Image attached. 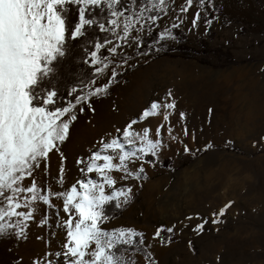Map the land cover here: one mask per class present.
I'll list each match as a JSON object with an SVG mask.
<instances>
[{
  "label": "rangeland",
  "instance_id": "obj_1",
  "mask_svg": "<svg viewBox=\"0 0 264 264\" xmlns=\"http://www.w3.org/2000/svg\"><path fill=\"white\" fill-rule=\"evenodd\" d=\"M185 6L186 0H165L161 10L152 8L151 0H142L140 6L134 3L129 10L119 11L123 13L118 18L120 28L115 35L110 32L113 43L106 47L118 44L121 47H117L116 54L103 53L101 48L95 64L100 71L95 70L94 83L87 89L103 88L110 82L109 87L90 102L78 105L77 119L71 124L86 117L89 123L93 119L92 128L96 127L97 116L106 112L112 116L111 134L92 142L90 147L83 146L73 164L76 170L68 176L66 185L59 187L46 172H40L45 176L36 186L41 195H48L70 192L73 186L79 187L78 181L82 179L99 180L97 173L81 172L82 168L86 169L92 152L102 147L101 142L122 137V131L118 133L117 129L123 130L131 120L137 119L151 102H164L171 90L176 107L167 110L169 119L160 128L157 138L162 140L163 147L158 157H145V161L151 159L153 163L128 162L132 172L143 166L142 175L146 179L124 180L123 172L108 173L116 180L117 189L131 186L133 196L128 203L122 202L120 208L113 202L111 215L105 212L107 218L101 227L108 231L132 228L143 233L139 250L124 252L132 264H264V0H206L204 7L199 6V0H193L191 7L182 12ZM141 13L143 18L139 19ZM197 13L199 19L193 26ZM150 15L156 18L154 22L148 19ZM125 17L139 19V22L133 20V30L126 42L118 39L123 34ZM155 23L158 25L154 26ZM174 23L187 34L190 46L200 50L206 41L210 51L184 53L177 49L180 41L173 31ZM155 29L158 36L167 30L176 38L147 47L145 39ZM137 39L143 42V47L137 46ZM140 52L150 55L141 56ZM113 72L118 73L114 80ZM129 108L136 114L131 115ZM164 111L161 109L157 117L163 118ZM115 116L125 119L120 121ZM157 117L137 124L151 131ZM166 128L171 129L168 141ZM166 159L172 160V167L164 165ZM81 160L83 163H79ZM36 171L38 168L33 171V178ZM32 176L27 179L31 180ZM27 179L23 181L24 187L31 184L26 183ZM150 184L156 185V189H147ZM111 191L112 188L105 186L106 193ZM25 195L30 194H21V201ZM63 200V196L52 195L51 206L43 201L32 204L46 210L56 230H64L69 214L63 210ZM221 209L223 216L213 215ZM213 219L219 222L212 223ZM200 224L204 227L197 231ZM161 226L173 227V232L154 239ZM8 235L0 236L3 259L4 251L7 254L14 251ZM62 240L52 241L50 253L64 251L66 242ZM29 257L14 251L11 264H48L49 261L63 264L64 259L55 255L44 257V254L35 259Z\"/></svg>",
  "mask_w": 264,
  "mask_h": 264
},
{
  "label": "snow or ice",
  "instance_id": "obj_2",
  "mask_svg": "<svg viewBox=\"0 0 264 264\" xmlns=\"http://www.w3.org/2000/svg\"><path fill=\"white\" fill-rule=\"evenodd\" d=\"M205 2L206 0H199V6L204 7ZM118 3L119 0H0V236L9 231L23 235L24 223L31 219L33 211L20 212L18 209L29 208L30 204L37 201L51 206L52 195L58 198L63 196V210L69 214L68 220L64 222L67 240L63 245V252L49 254L55 255L57 259L62 256L63 264H132L124 256V252L138 251L143 244V233L132 228L108 231L101 227L107 218L106 205L115 202V207L120 208L122 202L128 203L133 196L131 186L117 189L116 180L108 173L113 170L123 172L124 180L129 177L146 179L142 175L145 171L143 166L132 172L128 169V162L153 163L151 159L145 161V157H158L163 143L159 138H150V129L144 128L142 133L135 132L132 131L133 126L141 120L160 115L161 109L165 110L163 120L167 121V110H174L176 107L169 90L164 102H151L137 119L131 120L123 130L117 129L118 133L122 131V137L113 138L107 143L101 142L102 147L92 152L86 169H81V172L97 173L99 180L82 179L78 181L79 187L73 186L70 192H49L48 195H41L34 181L28 187L23 186V181L32 176L33 171L40 167L41 161H46L54 150L58 151V144L67 139L70 126L77 119V106L88 103L93 96L107 91L110 84L109 82L103 88H89L86 91L74 87L69 92V96L74 95V99L68 100L61 107H56L58 95L55 88L38 87L52 72L51 65L57 57L65 55V6H81L80 21L70 33L71 39L75 40L85 35L86 26L94 24L101 32L110 31L115 35L116 29L120 28L118 18L123 15L115 10ZM151 3L152 8L163 10L165 0H151ZM192 3L193 0H186V6L181 11L186 12ZM102 5L110 10L112 18L107 21L108 26L86 18L88 7ZM142 18L141 13L139 19ZM139 19L125 17L123 34L118 39L126 42L133 30V20L139 22ZM148 19L154 22L156 18L150 15ZM198 19L199 13L193 20V26ZM172 27L175 29L179 25L174 23ZM175 38L166 30L159 34L156 42ZM112 43L107 38L95 42L92 49L86 52L88 60L85 63L95 65L101 48H104L106 54H116L117 47L121 45L106 47ZM136 43L138 47H143L141 40L137 39ZM140 55L148 56L150 52H140ZM124 59L127 62V57ZM99 71L97 68L96 72ZM117 75L118 73L113 72L112 79ZM79 111L82 112L83 107ZM180 115L183 118L184 114ZM162 127L163 124L156 129V137L160 136ZM208 147L211 148V145ZM185 151L189 149L185 147ZM114 160H118V163H114ZM105 186L113 191L106 193ZM23 193L30 194V197L25 195L22 204L20 195ZM73 211L77 214L76 219L72 218ZM213 215L223 216L224 209ZM218 222L216 219L212 220V223ZM203 227L204 224L197 225L196 230ZM165 232L171 234L173 227L157 228L154 239H162V233ZM170 240L169 235L168 242ZM48 264L52 262L49 261Z\"/></svg>",
  "mask_w": 264,
  "mask_h": 264
},
{
  "label": "bare ground",
  "instance_id": "obj_3",
  "mask_svg": "<svg viewBox=\"0 0 264 264\" xmlns=\"http://www.w3.org/2000/svg\"><path fill=\"white\" fill-rule=\"evenodd\" d=\"M235 92H236L235 95L237 96V93H238L237 88H236ZM122 102H123V100H122ZM125 102H127V101H125ZM121 104H123V103H121ZM125 105H128V104H125ZM123 107H124V105H123ZM101 109H103V108H101ZM124 109H125V107H124ZM124 109H120V110H124ZM104 110H105V108H104ZM106 110H109V109H106ZM129 111H130L129 113L131 115H134L132 113L135 112V114H136L137 109H136V111L132 110V113H131V109ZM99 112H102V110ZM125 112H128V111L126 110ZM114 113H116V111ZM129 113H128V115H129ZM108 115H109V113L105 112V113H103V114L101 113L99 116H97L100 121L95 120L96 127H93V128H92V125L94 123L93 119H92L93 121L91 120L92 123H89L86 121L87 120L86 117L85 118L81 117L82 120L80 122L77 121L78 123H74L70 127V132H69V135L65 141V144L62 143L63 145H58V151L54 150L52 153L49 154V157L46 161L42 160L40 163V167L38 168V171H36V173H35L37 175L34 178L32 176L31 180L27 179L26 183L30 184L34 181L35 184L36 183L38 184V182H40V181L42 182V177H43L44 173L42 174L40 172H46V174H47V176H49L48 178H50V180L54 179L52 181L53 184L55 183L59 187L66 185L67 179L69 178L68 176H70L76 170L75 167L73 166V164L76 161V159L78 158L81 150L83 149V146L85 147V145L86 146L88 145L90 147V144L92 142H95V141L99 142L100 140L105 139L106 137H109V135L111 134V129H112L111 118H112V116H111V114H110V116H108ZM128 115H127V117H128ZM80 116H82V115H80ZM119 116H118V119L116 116H115V118L117 120H120V121H123V119H125V117L119 118ZM155 117H157V116H155ZM165 122L166 121H164L162 117L156 118L155 122L153 123L154 127H152V129L149 133L150 138H153V139L157 138L155 135V129H157L156 127L160 126L161 124H163L165 127L166 126ZM132 131L142 133L143 129H142V126H140V123L136 124V126H133ZM170 135H171V131L169 132V129L166 128L165 140H167V141L170 140L169 139ZM61 169H63L62 174H61ZM50 176H52V177H50ZM55 178H57L58 181H55ZM147 189H156V185L150 184V185H148ZM21 203L23 204L24 200L21 201ZM35 205L30 204L29 208L22 207L19 209L22 212H27L29 210H32L33 214H34L31 217V219H29L28 221H26L24 223L23 235H17V234H15V232L9 231L8 236L10 238L9 239L7 238L9 241H11V247L17 254H19V255L22 254L23 256H28V257L30 256L32 258H34L35 256L40 257L42 254H44V257L48 256L50 251L52 250V247H53V245H52L53 240L64 239L65 242L67 240V229L63 228L64 230H62V229L56 230V228H54L51 220L48 218V214H47V212H45L46 210L44 211L42 207L40 208V207L35 206ZM35 215H37V216H35ZM72 215L74 217V218L72 217L73 219L77 218V214L74 211L72 212ZM16 231H19V230L17 229ZM54 245H56V244H54ZM45 250H48V251H45ZM14 251L12 253H14ZM5 252L6 251L3 252L5 260L0 255V257H1L0 264H11L12 263V261H11V254L12 253L7 254ZM39 253H40V255H39ZM28 261H29V259H28ZM19 264H21V263H19Z\"/></svg>",
  "mask_w": 264,
  "mask_h": 264
},
{
  "label": "trees",
  "instance_id": "obj_4",
  "mask_svg": "<svg viewBox=\"0 0 264 264\" xmlns=\"http://www.w3.org/2000/svg\"><path fill=\"white\" fill-rule=\"evenodd\" d=\"M134 3L140 6L142 0H119L115 9L117 11H127ZM80 7V5L72 4L65 6L66 11L63 13L67 29L64 45L65 55L63 57H57L51 65L52 72L38 86L40 88H55L58 95L56 107H61L68 100L74 99V95L69 96V92L72 88L87 89V87L91 85L95 78L96 66L90 62L85 63V61L88 60L86 52L92 49L95 42L104 41L106 38L109 40L114 38L110 31L101 32L98 26L94 24L92 26H86L85 35L83 37L75 40L71 39L70 33L80 21ZM86 18L94 19L97 22H103L108 26L107 21L110 19V10L106 5L100 7L90 6L86 11ZM157 25V23L154 24V26ZM173 31L180 41V44L176 48L182 50L184 53H208L210 51L206 41H203V47L199 50L188 44V36L182 29L175 28ZM158 38V29H155L152 35L145 39V45L148 47V45L156 42ZM169 52L170 51H167V54H170ZM103 53H105V50ZM171 163L172 160L170 159L164 161V165L168 167H172ZM113 206V202L105 206L107 215H111Z\"/></svg>",
  "mask_w": 264,
  "mask_h": 264
}]
</instances>
